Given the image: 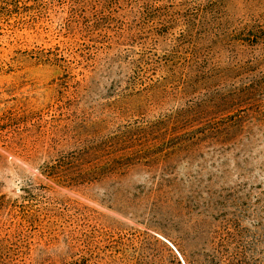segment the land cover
<instances>
[{
  "label": "rangeland",
  "instance_id": "1",
  "mask_svg": "<svg viewBox=\"0 0 264 264\" xmlns=\"http://www.w3.org/2000/svg\"><path fill=\"white\" fill-rule=\"evenodd\" d=\"M18 2L0 9V264H264V0Z\"/></svg>",
  "mask_w": 264,
  "mask_h": 264
},
{
  "label": "trees",
  "instance_id": "2",
  "mask_svg": "<svg viewBox=\"0 0 264 264\" xmlns=\"http://www.w3.org/2000/svg\"><path fill=\"white\" fill-rule=\"evenodd\" d=\"M28 1L30 2V6L33 5L32 6L33 13L36 12L34 11L35 6L48 5L46 0H28ZM20 3L21 2H18V0H0V5H1L0 9H4L5 12H11L10 10L11 7H13V5L16 6ZM28 10H30V8H28ZM251 93L253 92H249V94ZM235 125L227 123L226 129L224 131L228 132ZM44 171L46 172L47 169H45ZM44 176L45 177L47 176L46 178H48L49 180L52 179L49 173L45 174ZM187 257L188 258L186 259L185 264H249L246 261L247 255L244 252L232 253L231 251H228L226 249L216 250V252L212 254H204L203 250H201L200 252L194 251L192 252V254L191 252H187ZM126 264H181V262L177 257H174V255L172 256L169 262H165L164 260H152L151 255L147 253L146 254L141 253L139 251L136 253L135 251V253L132 255V258H128V262Z\"/></svg>",
  "mask_w": 264,
  "mask_h": 264
}]
</instances>
